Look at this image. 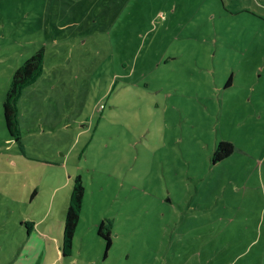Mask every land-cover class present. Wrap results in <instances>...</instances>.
<instances>
[{
	"label": "rangeland",
	"instance_id": "1",
	"mask_svg": "<svg viewBox=\"0 0 264 264\" xmlns=\"http://www.w3.org/2000/svg\"><path fill=\"white\" fill-rule=\"evenodd\" d=\"M0 264H264V0H0Z\"/></svg>",
	"mask_w": 264,
	"mask_h": 264
},
{
	"label": "trees",
	"instance_id": "2",
	"mask_svg": "<svg viewBox=\"0 0 264 264\" xmlns=\"http://www.w3.org/2000/svg\"><path fill=\"white\" fill-rule=\"evenodd\" d=\"M45 47H41L23 65L15 71L11 86L7 92L4 102V119L9 135L13 140H20L22 131L19 121V99L23 90L34 84L45 71ZM234 151V144L231 141H222L217 146L213 160L218 162L228 157ZM86 186L83 177L78 174L73 181L71 196L64 222L63 236L60 244V254L62 257L73 255L74 238L81 219ZM25 224L29 234L32 233L36 225L35 220H26ZM111 223L106 221L100 223L98 232L104 237L107 243V250L112 246Z\"/></svg>",
	"mask_w": 264,
	"mask_h": 264
}]
</instances>
